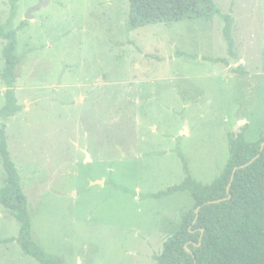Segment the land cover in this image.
<instances>
[{"label":"rangeland","instance_id":"rangeland-1","mask_svg":"<svg viewBox=\"0 0 264 264\" xmlns=\"http://www.w3.org/2000/svg\"><path fill=\"white\" fill-rule=\"evenodd\" d=\"M214 3L232 18L231 48L219 15L132 25L129 0H18L7 29L23 108L4 119L7 150L47 254L157 264L194 200L154 195L180 183L185 164L198 183L217 179L229 133L264 138V0ZM9 18L0 0V25ZM18 233L0 204V264H41Z\"/></svg>","mask_w":264,"mask_h":264},{"label":"trees","instance_id":"trees-1","mask_svg":"<svg viewBox=\"0 0 264 264\" xmlns=\"http://www.w3.org/2000/svg\"><path fill=\"white\" fill-rule=\"evenodd\" d=\"M17 2L18 0H9L10 18L0 25V37L5 41L1 50L4 59L1 78L5 88L1 109L3 120L0 122V157L6 173L5 182L0 187V204L19 223L17 241L26 254L33 256L41 264H64L61 259L47 254L33 240L27 199L15 163L7 150L4 119L23 108L17 100L14 87L16 69L20 63L15 54L17 30L7 29L16 13ZM129 7L132 25L170 23L219 15L225 23V40L229 48L232 47V18L229 14L222 13L214 0H129ZM26 23L23 20L19 26ZM262 144L264 138L245 140L244 128L237 134L229 133V158L217 179L209 184L198 183L191 177L185 164L184 179L154 195L162 198L175 192L188 191L194 200L193 206L183 215L178 230L164 241L161 253L154 257L157 264H264ZM228 185L229 191L226 190ZM221 198L225 199L210 202Z\"/></svg>","mask_w":264,"mask_h":264},{"label":"water","instance_id":"water-1","mask_svg":"<svg viewBox=\"0 0 264 264\" xmlns=\"http://www.w3.org/2000/svg\"><path fill=\"white\" fill-rule=\"evenodd\" d=\"M262 145H264V144H262ZM242 166H245V165H241V167ZM235 171V168L233 169V172ZM233 172H232V175H233ZM232 175H231V179H232ZM227 191H229V185L227 186V189H226ZM223 199H225V198H221V199H216V200H211L210 202H217V201H220V200H223ZM198 211V208L196 209V212ZM199 244V243H198ZM186 249L187 250H189L187 247H186Z\"/></svg>","mask_w":264,"mask_h":264}]
</instances>
